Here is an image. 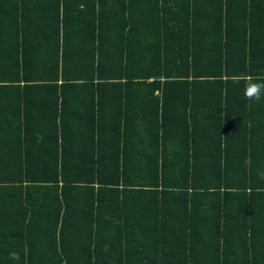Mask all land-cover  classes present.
Here are the masks:
<instances>
[{
	"label": "trees",
	"instance_id": "1",
	"mask_svg": "<svg viewBox=\"0 0 264 264\" xmlns=\"http://www.w3.org/2000/svg\"><path fill=\"white\" fill-rule=\"evenodd\" d=\"M241 74L264 0H0V264H264Z\"/></svg>",
	"mask_w": 264,
	"mask_h": 264
},
{
	"label": "clouds",
	"instance_id": "2",
	"mask_svg": "<svg viewBox=\"0 0 264 264\" xmlns=\"http://www.w3.org/2000/svg\"><path fill=\"white\" fill-rule=\"evenodd\" d=\"M243 82L244 87L242 89V95L245 100L251 102L259 103L264 100V78L249 77L241 74L240 79L237 83ZM14 258L16 257L13 254Z\"/></svg>",
	"mask_w": 264,
	"mask_h": 264
}]
</instances>
